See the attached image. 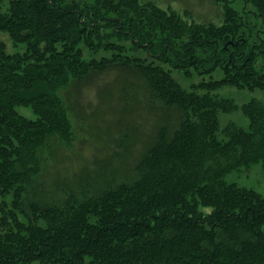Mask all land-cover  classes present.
<instances>
[{
	"label": "trees",
	"instance_id": "trees-1",
	"mask_svg": "<svg viewBox=\"0 0 264 264\" xmlns=\"http://www.w3.org/2000/svg\"><path fill=\"white\" fill-rule=\"evenodd\" d=\"M212 1L218 25L152 0H0V30L25 45L7 53L0 41V264H264V196L225 181L242 166L264 170V105L215 93L264 91V39L250 20L264 24V0ZM217 67L220 79L188 90L172 75ZM111 69L176 109L178 125L159 127L126 180L32 200L41 148L72 137L61 91ZM238 109L248 128L220 129L219 112Z\"/></svg>",
	"mask_w": 264,
	"mask_h": 264
},
{
	"label": "rangeland",
	"instance_id": "rangeland-1",
	"mask_svg": "<svg viewBox=\"0 0 264 264\" xmlns=\"http://www.w3.org/2000/svg\"><path fill=\"white\" fill-rule=\"evenodd\" d=\"M152 1L162 8L176 11L187 22H212L218 25L222 21V6L212 0ZM231 5L239 9L242 3L240 0H232ZM246 9L252 10V7L246 6ZM250 20L251 23H256V28L264 39V24L255 17ZM0 41L4 43L7 53H21L25 50L24 44L15 46L9 35L1 30ZM132 53L143 55L141 50ZM100 55L105 54H95L96 57ZM85 57H88L86 50ZM259 61L262 62V59ZM172 75L188 90L192 84L200 81L220 79L222 72L217 67L202 75L192 72L187 77L182 71H172ZM215 93L220 97L231 98L237 106L251 98L264 105V91L258 89L251 91L225 86ZM61 95L65 100L73 133L67 144L57 137H51L41 148L40 169L29 187V197L41 203L57 202L67 191L86 188L92 192L105 183L126 180L131 176L133 166L145 145L153 139L159 127L165 125L172 129L179 122L178 111L151 99L140 79L114 69L105 71L78 87L70 85L61 91ZM17 110L28 118H35L29 108L18 107ZM218 121L220 129L228 123L244 129L249 125L248 118L239 109L229 113L219 112ZM222 137L225 138L220 130L219 138ZM225 181L253 189L264 196V170L260 163L228 172ZM9 200L7 197L6 201ZM200 210L207 213L211 208L201 206ZM39 224L44 225V222L39 221Z\"/></svg>",
	"mask_w": 264,
	"mask_h": 264
}]
</instances>
